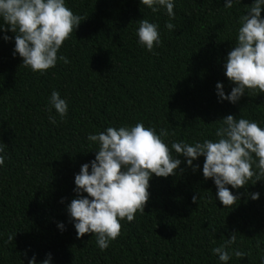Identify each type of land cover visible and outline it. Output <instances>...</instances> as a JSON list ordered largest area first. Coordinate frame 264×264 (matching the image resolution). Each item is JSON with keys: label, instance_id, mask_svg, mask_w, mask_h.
Listing matches in <instances>:
<instances>
[{"label": "trees", "instance_id": "1", "mask_svg": "<svg viewBox=\"0 0 264 264\" xmlns=\"http://www.w3.org/2000/svg\"><path fill=\"white\" fill-rule=\"evenodd\" d=\"M225 2L174 0L169 31L166 9L153 13L141 0H65L86 19L58 52L69 63L58 60L45 74L24 67L13 55L16 34L0 30V144L7 145L0 166V264H29L33 256L42 264L48 254L49 264H223L212 249L233 233L229 251L247 255H232L227 264H261L264 179L254 184V176L239 189L227 185L239 200L225 208L214 180L203 176L204 156L193 161L194 171L173 150L181 160L176 175L153 174L145 214L121 221L119 237L104 251L93 234L77 238L67 211L78 197L75 175L98 150L89 134L142 122L157 134L167 129L162 139L171 148L173 142L215 141L228 115L264 128V92L246 90L236 103L217 93V83L225 95L236 86L224 66L240 17L254 0H233L231 8ZM144 18L159 25L161 43L153 52L138 43ZM54 90L68 103L63 120L49 104Z\"/></svg>", "mask_w": 264, "mask_h": 264}, {"label": "clouds", "instance_id": "2", "mask_svg": "<svg viewBox=\"0 0 264 264\" xmlns=\"http://www.w3.org/2000/svg\"><path fill=\"white\" fill-rule=\"evenodd\" d=\"M239 2V0H237ZM153 13L160 8L166 9L169 22L165 27L172 31L175 25L174 0H141ZM226 8L233 6V0H226ZM264 0H254L247 14L240 17L235 47L228 53L225 64L226 76L236 86L229 95H225L223 85L217 83V93L222 100L236 103L246 90L264 92V18L261 10ZM0 30L15 33V50L23 59L22 65L33 72L45 74L54 68L59 61L69 63L68 59L58 52L64 42L71 38L80 23L86 18L68 8L65 0H0ZM138 43L153 52L161 43L159 25L144 18L138 21ZM4 25L9 27L5 28ZM5 40L10 39L4 36ZM155 54V53H154ZM51 108L63 120L68 113V103L58 91H53L49 98ZM51 108L49 111L51 112ZM49 120L55 124V117ZM175 135V133H171ZM167 129L159 134L152 127H145L142 122L134 126L107 127L105 131L89 134L87 139L98 145L96 156L90 165L81 166L75 175L74 191L78 197L73 199L67 211L73 221L77 238L85 234L96 236V243L101 251L106 250L111 241L116 240L122 229L121 221L132 222L135 214H145V206L150 199L148 191L150 179L167 178L176 175L181 160L173 155L187 158V165L195 171L193 161L204 156L203 176L212 178L217 188L216 196L225 208L237 204L239 196L233 195L227 185L234 189L245 187L255 176L254 184L264 179V128L255 121L243 117L237 119L228 115L221 120L216 129L217 139H205L203 142L188 144L173 142L171 148L162 137H167ZM7 145L0 144V166L4 165L3 155ZM91 168V171H89ZM182 171V170H181ZM87 193V196L79 195ZM256 200L259 193H252ZM197 202V196H193ZM63 202V201H61ZM62 230L64 225H58ZM14 236L9 235V241ZM236 235L212 249L223 264L232 255L243 258L247 254L233 250ZM51 254L42 264H49ZM29 264H36L35 256ZM261 264H264L262 260Z\"/></svg>", "mask_w": 264, "mask_h": 264}]
</instances>
